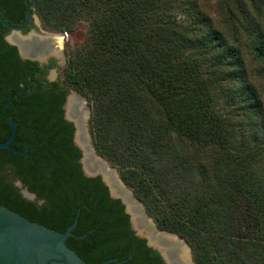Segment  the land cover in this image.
Returning <instances> with one entry per match:
<instances>
[{
	"label": "trees",
	"instance_id": "obj_1",
	"mask_svg": "<svg viewBox=\"0 0 264 264\" xmlns=\"http://www.w3.org/2000/svg\"><path fill=\"white\" fill-rule=\"evenodd\" d=\"M28 1L46 30L87 24L64 92L86 98L97 155L156 227L183 239L195 264H264V0ZM31 71L0 39V142L10 132L2 107L19 91L7 107L11 146L28 152L0 150V205L58 232L81 208L65 243L86 263L164 264L100 179L82 176L63 96L22 100Z\"/></svg>",
	"mask_w": 264,
	"mask_h": 264
},
{
	"label": "water",
	"instance_id": "obj_2",
	"mask_svg": "<svg viewBox=\"0 0 264 264\" xmlns=\"http://www.w3.org/2000/svg\"><path fill=\"white\" fill-rule=\"evenodd\" d=\"M26 19L20 26H15L8 23L1 14L0 23L7 29L11 30V34L7 36V41L15 45L21 57H29L25 52L29 48L27 41L14 40L13 35L19 34L31 19V9L28 0H23ZM36 24H39L36 16H34ZM32 29L31 32H33ZM57 37L58 42L60 37L57 32H49ZM25 50V51H24ZM19 93V92H17ZM10 93L6 102L2 107L3 118L10 128L8 138L0 142V150H9L14 154L28 155L27 149L17 150L11 146L15 135L17 124L12 117L7 115V107L11 101ZM80 99L81 106L74 110L67 104V112L65 119L73 122L75 131L73 142L81 151V170L85 177L100 176L102 183L107 187L109 196L112 199L120 200L124 207V213L129 216L130 229L138 238L144 239L147 247L151 248L159 254L164 264H195L192 260L191 249L188 244L177 235L157 230L156 224L151 217H147L143 204L135 199L132 191L126 189V186L121 181L117 174V170L109 167L107 161L97 155L93 149L87 131L88 121V106L83 97L77 94ZM69 112L73 113L71 115ZM13 184L18 190H22V195L31 201H36L35 195L30 193L21 182L14 180ZM41 203V202H39ZM81 208L76 209V215L73 218L72 224L64 231L58 232L45 225L21 216L15 211L4 205H0V264H89L83 261L78 254L69 248L65 241L70 237H75L72 230L76 227L78 216ZM86 235L80 236L83 239ZM131 258L128 256L125 260L110 258L105 261L93 264H124Z\"/></svg>",
	"mask_w": 264,
	"mask_h": 264
},
{
	"label": "flooded vegetation",
	"instance_id": "obj_3",
	"mask_svg": "<svg viewBox=\"0 0 264 264\" xmlns=\"http://www.w3.org/2000/svg\"><path fill=\"white\" fill-rule=\"evenodd\" d=\"M3 7H7L8 9L6 13L8 17L11 19L10 24L15 25V26H20L25 22L26 10H25L23 0H0V10ZM30 9H31V19L29 20L28 24L23 30L20 31L19 34L13 35V39L16 41L25 39L28 42L27 46L29 49L27 51L25 50L24 51L29 55V57H25V58L21 57L18 48L15 45L7 41L6 38L8 35L11 34V30L5 28L1 23L0 24L2 27H0V39L8 47L14 49L16 57L19 59V61L22 64H26L27 62L32 64V71H31L29 78H27L25 84L20 85V87L26 90L23 97H21L22 100H26L29 98L27 96H31L34 93H38V92L40 94L52 95L53 97L56 95L63 96V100L60 103V110H61L60 117L66 124H69L72 128L71 143H72V146L76 148V150L79 153L77 164L79 166V170L82 176L85 177L81 170V164L79 163V160L81 158V151L79 150L78 147L75 146L73 142L74 131H75L74 124L73 122H70L67 119H65L66 112H67L66 107H67L68 102H69L68 109L69 107H72L74 110H77V107L81 106L80 99L77 95L79 93L73 90H67L66 92H64V87L62 86V83H61V79H62L61 74H62L64 67L67 64L68 57H69L65 44L63 42V40L65 39L66 32H57L58 34H62V35H59L60 37H58L60 38L59 40H62V44H61V41L58 42L56 36H54L52 33H49L46 29L42 27V24L38 17L37 18L39 20V24H36L34 20L35 13H33L31 7ZM32 29H34L33 32H31ZM17 92L19 91H11L10 93H12V95L20 94V92L19 93ZM68 114L71 115L73 113L69 112L68 110ZM10 117H12L13 119L14 115ZM96 177H98L101 181L100 176H96ZM96 177H86V178H96ZM18 191L24 199L28 200L22 195L21 193L22 190H18ZM28 201H31V200H28ZM39 202L38 204H42V201H39ZM128 220H129V216H128ZM129 228H130V224H129Z\"/></svg>",
	"mask_w": 264,
	"mask_h": 264
},
{
	"label": "rangeland",
	"instance_id": "obj_4",
	"mask_svg": "<svg viewBox=\"0 0 264 264\" xmlns=\"http://www.w3.org/2000/svg\"><path fill=\"white\" fill-rule=\"evenodd\" d=\"M36 18H37V16H36ZM37 21L39 23L38 18H37ZM263 22H264V17H263ZM87 29H88L87 24L84 22H80L77 24V26L72 31L65 33V39L63 40V42L65 44L68 55H71L75 50L80 48L84 39L86 38ZM47 31L48 32H57V31H50V30H47ZM248 63L250 65L251 70L256 72L259 65L255 61H253L250 57L248 58ZM260 83L262 84V86H263L262 88L264 89V80H260ZM82 97L86 101L87 106H88L89 115H88V121H87V131H88V135L90 138L91 145L93 147V143H92V139H91V135H90V130H89L90 109H89V105H88L86 98L84 96H82ZM93 149H94V147H93ZM109 167H111V166H109ZM117 174H118V172H117ZM118 176H119V174H118ZM126 189L130 190L127 187H126ZM135 199H137V198L135 197ZM144 209H145V207H144ZM145 213H146V211H145ZM147 217H149V216L147 215ZM157 230H159V229L157 228ZM191 256H192V254H191ZM192 260H193V258H192Z\"/></svg>",
	"mask_w": 264,
	"mask_h": 264
}]
</instances>
